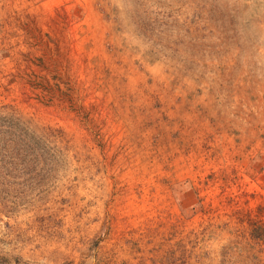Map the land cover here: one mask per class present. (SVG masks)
<instances>
[{
    "label": "rangeland",
    "instance_id": "1",
    "mask_svg": "<svg viewBox=\"0 0 264 264\" xmlns=\"http://www.w3.org/2000/svg\"><path fill=\"white\" fill-rule=\"evenodd\" d=\"M0 264H264V0H0Z\"/></svg>",
    "mask_w": 264,
    "mask_h": 264
}]
</instances>
